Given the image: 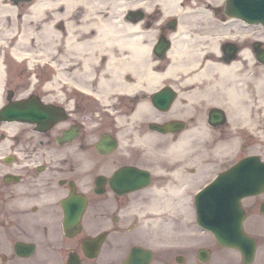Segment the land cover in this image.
Returning <instances> with one entry per match:
<instances>
[{
  "label": "flooded vegetation",
  "instance_id": "af4514ba",
  "mask_svg": "<svg viewBox=\"0 0 264 264\" xmlns=\"http://www.w3.org/2000/svg\"><path fill=\"white\" fill-rule=\"evenodd\" d=\"M225 1L50 0L49 38H0V264H264V192L250 263L197 223V188L264 159V26Z\"/></svg>",
  "mask_w": 264,
  "mask_h": 264
},
{
  "label": "bare ground",
  "instance_id": "6f19581e",
  "mask_svg": "<svg viewBox=\"0 0 264 264\" xmlns=\"http://www.w3.org/2000/svg\"><path fill=\"white\" fill-rule=\"evenodd\" d=\"M58 1L59 0H55V2ZM50 3V0H36L35 2L28 3H25V1L17 3L14 0H0V38L3 37L6 44L10 43V39H14L11 51L17 58L28 53L25 50L30 49V47L25 48L26 42L29 41V44H31L33 38L37 37L38 39H46L52 34V28H50L48 22V5ZM24 4H26L27 7L22 13V23L18 28L15 13H17L20 10V7ZM235 22L237 25H240L239 20ZM36 26L40 27L37 34L35 33ZM243 53H246L245 49L243 50ZM14 62L17 63L19 60L15 58ZM27 64L30 65L31 61H28ZM234 64L235 63H232L231 66ZM1 69L6 71L2 62L0 64V70ZM260 81L262 83L261 100L258 107L254 110L253 125L256 129V133L261 138H264V68H262Z\"/></svg>",
  "mask_w": 264,
  "mask_h": 264
},
{
  "label": "water",
  "instance_id": "95a60500",
  "mask_svg": "<svg viewBox=\"0 0 264 264\" xmlns=\"http://www.w3.org/2000/svg\"><path fill=\"white\" fill-rule=\"evenodd\" d=\"M235 9V8H233ZM262 9H264V3L262 6ZM234 13H240L239 9H236ZM250 14H254L253 11L250 12ZM256 17L261 19L264 22V10H261V12L256 13ZM253 168V167H251ZM247 173V169L245 170ZM253 177L251 178V181H249L247 183V187H245V189L243 191H245V193H250V192H254L257 191V184L258 179L255 177V172L252 170L251 171ZM255 177V180H254ZM238 202L237 200L234 198L233 199V207L237 209L238 211ZM203 209L205 210V207H203ZM201 222L204 224V226L206 227H210L217 239L221 242V243H229V244H234L236 246H239L242 250H244V241H242L244 238H242L244 235L242 233V221L241 218L238 220H201ZM242 235V237H241ZM253 247H254V242L249 243V247L247 250L248 255H250L253 251Z\"/></svg>",
  "mask_w": 264,
  "mask_h": 264
},
{
  "label": "rangeland",
  "instance_id": "374dc122",
  "mask_svg": "<svg viewBox=\"0 0 264 264\" xmlns=\"http://www.w3.org/2000/svg\"><path fill=\"white\" fill-rule=\"evenodd\" d=\"M255 90V89H254ZM256 95H257V93L255 94V97H256ZM263 142H264V140H263Z\"/></svg>",
  "mask_w": 264,
  "mask_h": 264
}]
</instances>
